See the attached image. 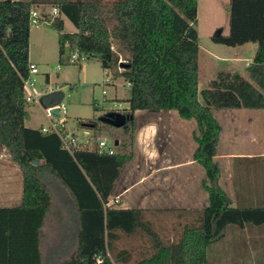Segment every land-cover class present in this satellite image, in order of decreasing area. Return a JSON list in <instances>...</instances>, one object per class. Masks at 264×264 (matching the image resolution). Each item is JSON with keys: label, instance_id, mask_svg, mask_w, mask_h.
<instances>
[{"label": "trees", "instance_id": "16d2710c", "mask_svg": "<svg viewBox=\"0 0 264 264\" xmlns=\"http://www.w3.org/2000/svg\"><path fill=\"white\" fill-rule=\"evenodd\" d=\"M45 4L60 11L51 25L59 32L61 64L70 63L75 51L87 60L102 56L103 68L117 63L123 69L115 77L129 85L126 114L174 110L196 123L193 159L205 171L208 204L176 242L161 239L146 210L115 202L116 183L132 153H71L57 133L26 125L30 15L32 9L45 12ZM229 11L228 35L219 31L212 40L232 47L255 43L256 53L247 76L220 70L200 89L198 0H112L109 17L87 0H0V145L24 176L20 204L0 207V264H130L134 251L118 249L115 241L118 233L139 231L152 249L135 264H209L210 246L229 227L264 225V204H234L216 160L223 128L213 111L264 109V0H231ZM62 15L76 31L64 30ZM118 51L128 54L125 62ZM64 98L63 91L48 93L41 104Z\"/></svg>", "mask_w": 264, "mask_h": 264}, {"label": "rangeland", "instance_id": "374dc122", "mask_svg": "<svg viewBox=\"0 0 264 264\" xmlns=\"http://www.w3.org/2000/svg\"><path fill=\"white\" fill-rule=\"evenodd\" d=\"M87 1L97 3L104 15L109 17L112 0ZM230 4L231 0H198L200 89L207 87L220 70L243 69L247 61L256 53L255 43L232 47L212 40V36L219 31L228 35ZM52 6L45 4L42 8L50 13ZM62 18L65 31L77 30L67 16L62 15ZM58 40L59 32L54 25L44 24L31 28L30 51L39 68L38 75H33L40 82L37 87L51 88L59 85L65 93L63 101L67 103L68 112L61 114L56 121L64 124L66 130L79 136L81 140L89 139L95 142L96 139H103L116 151L133 154L132 160L123 167L116 183V193H118L116 198L122 205L130 207L149 206L150 208L144 210L147 211V218L151 219L156 233L166 243L176 242L184 229L193 225L200 212L197 213L196 209L205 207L208 201L207 193L203 188L205 171L193 159L194 151L198 146L196 123L181 118L174 110L171 111L174 113L172 118L164 114L155 116V113L153 115L139 113L136 120L134 118V123L132 121L127 123V128L114 127L102 122L100 117L108 111L126 113L129 109L127 102L130 96L129 85L123 77H115L118 70L123 69L117 63L112 68H103L102 56L88 59L82 64H61ZM119 51V61L125 62L128 54ZM48 75L50 80H46ZM68 85L76 88L70 91V96H68ZM28 105L31 118L26 121L27 126L51 124V119L39 100ZM213 112L216 118L222 119L220 109H215ZM155 119L157 121L155 125L149 124L137 138V128ZM88 123L96 126L86 125ZM236 147V144L232 143L228 150L234 151ZM255 147V144H245V148L255 149ZM0 153L8 155L9 152L0 145ZM3 159L7 158L2 157L0 160V169L4 170V164L8 161ZM243 165L250 174L264 168V163L258 161H245ZM174 204H178L179 207L181 204L183 206L193 204L194 213L190 217L185 214V210H180L183 208L177 209ZM157 206H163L162 212L155 209ZM157 212L159 213L155 214ZM231 228L239 227L232 225ZM232 230L229 228L225 238L210 246L209 264H249L250 249L247 242L249 236L244 232L235 237L232 235L234 232ZM139 232L129 236L118 233L115 241L118 249L126 248L134 251L130 264H135L136 259L141 258L145 250L152 249L149 237L144 232ZM46 246L45 244L44 248Z\"/></svg>", "mask_w": 264, "mask_h": 264}, {"label": "crops", "instance_id": "0c3cea01", "mask_svg": "<svg viewBox=\"0 0 264 264\" xmlns=\"http://www.w3.org/2000/svg\"><path fill=\"white\" fill-rule=\"evenodd\" d=\"M29 58L30 62L36 64L38 68L31 51ZM252 58L253 57L247 61L243 69L236 68L233 71L238 70L244 76H247L246 67ZM46 80H50L49 75L46 77ZM44 89V86L37 87L36 92L41 94ZM41 98L39 101L40 104ZM220 110V116H222V119L219 117L217 118L220 121L223 129L218 147L217 161L219 162L222 169L220 181L221 185L226 189L234 204H262L264 203V168H260V170L254 171L252 174H250V172L245 169L243 162L258 161L259 163H264V109ZM139 113H149L150 115L155 113V116L158 114H164V116H170L171 118L174 115V113L171 111L153 112L148 110H138L134 114L135 120ZM222 121H224V123ZM155 122H157L156 119L155 121L140 125V127L137 128L136 137L138 138L140 135H142L143 131L147 129L149 124L155 125ZM42 125L45 124L41 123L35 128H41ZM232 143L236 144L237 147L234 151H229L228 149ZM245 144H255L256 147L255 149L245 148ZM2 157H6L7 159H3V161H8V163L4 164V170L0 169V207H11L20 204L22 200L24 192V176L20 166L12 160L9 153L8 155L0 153V160ZM174 205L177 206V209L183 208L180 210H185V214L190 217L194 213L193 204H185L184 206L181 204L180 207L178 204ZM122 206L130 207L127 205ZM135 208L147 209L150 207L146 205H140L136 206ZM162 208L163 206H157L155 209L161 210L162 212ZM203 208L204 206H202V208L200 207V209L197 208V213ZM159 212L155 214H158ZM199 214L200 212L197 214V216ZM229 228L233 229L232 231L234 232L232 235L235 237L238 236V234L247 232V235L249 236V239L247 240L249 245L248 249H250L249 264H264V225L255 227L245 225V227Z\"/></svg>", "mask_w": 264, "mask_h": 264}, {"label": "built area", "instance_id": "2783aa9c", "mask_svg": "<svg viewBox=\"0 0 264 264\" xmlns=\"http://www.w3.org/2000/svg\"><path fill=\"white\" fill-rule=\"evenodd\" d=\"M59 14L60 11L57 7H53L50 13L42 12L39 9H32L30 15L31 25L32 26H40L42 24L51 25ZM86 60H87L86 56L80 55L78 51L73 52L69 59L70 63L73 64L75 63L82 64ZM38 73H39V69L37 68L36 64L30 63V76L28 79L25 80L27 103L35 102L37 100L40 101V98L45 94L62 91V87L57 85L56 87H51V88L47 87L43 90L41 94H38L36 92V88L40 84V82H38V80L33 76V75H38ZM68 89H69L68 96L71 95L70 91L76 90V88L71 85H68ZM105 92L106 91H103V93ZM54 108H58L59 116H55L52 113V110ZM67 112H68L67 103L65 101H62L61 103L54 106L45 107V113L51 119V124L42 125L40 128L41 131L43 133H51V132L57 133L61 138L63 148L70 151L71 153H74V151L78 148L98 150L101 153L107 152L109 154H114V152H116V150L109 147L108 143L103 139H96L95 142L89 139L81 140L79 136L66 130L64 124L57 122L56 118L60 117L61 114H67ZM115 202H119V199L115 198Z\"/></svg>", "mask_w": 264, "mask_h": 264}, {"label": "water", "instance_id": "95a60500", "mask_svg": "<svg viewBox=\"0 0 264 264\" xmlns=\"http://www.w3.org/2000/svg\"><path fill=\"white\" fill-rule=\"evenodd\" d=\"M121 66H124V64H121ZM52 113L55 116H59V110L58 108H54L52 110ZM134 119V115H128L126 113L120 112V111H115V110H111L108 111L107 113H105L103 116L100 117V120L106 124L112 125L114 127H124L129 120ZM86 125H90V126H94V124H86ZM118 142L116 141V144ZM39 161L35 160V164H38Z\"/></svg>", "mask_w": 264, "mask_h": 264}, {"label": "flooded vegetation", "instance_id": "af4514ba", "mask_svg": "<svg viewBox=\"0 0 264 264\" xmlns=\"http://www.w3.org/2000/svg\"><path fill=\"white\" fill-rule=\"evenodd\" d=\"M132 120H133V119H132ZM129 121H130V120H129ZM129 121H128V122H129ZM133 123H134V122H133ZM126 125H127V124H126ZM126 125H125V126H126ZM125 126H124V127H125Z\"/></svg>", "mask_w": 264, "mask_h": 264}]
</instances>
